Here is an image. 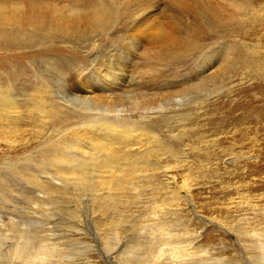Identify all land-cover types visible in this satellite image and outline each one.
<instances>
[{"label": "rangeland", "instance_id": "obj_1", "mask_svg": "<svg viewBox=\"0 0 264 264\" xmlns=\"http://www.w3.org/2000/svg\"><path fill=\"white\" fill-rule=\"evenodd\" d=\"M159 1L41 0L0 18V29L59 40L44 58L22 49L24 71L0 58L1 85L58 97L46 117L0 127V264H264V0ZM102 2L105 26L93 14ZM152 5L174 42L125 56L132 10ZM83 6L86 20H73ZM118 52L137 83L118 90L97 76L92 103L132 112L139 150H121L113 173L68 172L54 142L94 120L58 91L67 57L83 80L103 58L112 72Z\"/></svg>", "mask_w": 264, "mask_h": 264}, {"label": "bare ground", "instance_id": "obj_2", "mask_svg": "<svg viewBox=\"0 0 264 264\" xmlns=\"http://www.w3.org/2000/svg\"><path fill=\"white\" fill-rule=\"evenodd\" d=\"M49 1H51V4L56 2V0ZM40 2L41 0H0V18L4 21H16V9H23L26 7L27 10L29 9L28 6L40 4ZM181 5L184 6L185 4L182 2ZM54 6L57 8L60 6V3ZM155 6L152 5L147 7V9H142L140 12H136V9L132 10L133 13L135 12V17L134 15L132 18L130 16L131 20H133H130L131 23L128 25V30L125 33L126 39L122 44V52H124L125 56H131V54L136 56L139 50H156L158 49L159 45H163L167 42H174L173 32L167 28L158 26V22L152 20ZM97 7L98 8L93 12L94 18L98 21V23L103 24L104 26L109 24L113 19V11L110 10L111 7L104 2L100 3ZM69 10L72 13L71 18L73 20L78 19L80 22H83L86 20L84 13L89 11V7L83 6L82 8H70ZM36 25L37 24H35V26ZM39 25L41 26V24ZM158 29H161L163 32L161 39H159ZM25 33L26 31H21V29L20 31H13L5 28L0 29V58L7 60L5 61L4 65H6L8 69L11 68L18 71H24L22 68V63L20 62L23 60L22 58L25 55V52L24 55L20 52L23 51L22 49L31 51L33 48L37 47L38 49L35 50L32 55L44 58L43 50H45L46 45L54 43V41L58 40L54 36L51 39V36L49 35H42L41 38L33 41L31 40L32 38H29L30 35L28 31L26 34ZM66 51H68V49ZM115 54H118L120 57H122L119 52L112 54V58L117 60L114 62L117 64V67L112 72L109 69L112 67L105 65L106 60L103 58L97 62L92 72L83 80H80V77L76 73L77 70H75V68L77 63H74L73 57H67V63L64 65L65 67H63V70L68 71L65 75V77L68 76V78L63 79V87L62 89H58L59 93L66 96L65 98L67 99V103L71 105L75 104V106L78 107L80 106L84 112H88L93 117L97 116V118H99L93 119L91 116V120H94L93 122L88 124L86 122L84 123L86 125H82L76 127L73 130L71 129L68 132H65L62 135L63 138L60 137V142H54L57 143L55 144V150L53 151L54 153L52 152L55 155L54 158L58 163L65 165L64 169H66L68 172H70V170L75 171V169H83L85 167L92 166L91 169H95V171L98 173H113L115 170L119 169L121 165L120 162L125 157L123 153L129 152L131 154V152H136L139 150L137 148L133 149V147L136 145L130 146L142 136L140 134H136L139 124L134 123L136 121H133L132 119V112L129 113V111H127L128 114H126V110L123 111L122 108H118L113 101L106 106H96L92 103V97L94 94L102 90L101 88L95 86V84L98 82L96 80L97 76L102 79V81H104V85L118 90L125 89L126 86L137 83L131 79V75L129 76L127 67L119 64V61L122 59L117 57ZM56 59L57 58H55L54 61ZM156 77L157 76L154 78ZM4 79H6L5 84H0L1 128H15L16 124L21 119H23V113L28 114L32 118L33 115H39L41 118L46 117V115H48L49 111L52 109L49 107H53L54 103L58 102V97L53 95V93L48 92L47 89L43 90L42 87H40V89H36L37 94L33 95L27 94L28 92L24 93L26 91H14L13 85L15 87V84L12 83L13 80L11 81L10 77ZM0 82H2V80ZM163 86L164 85L161 87ZM35 87H37V85ZM35 87L33 90H35ZM22 95L25 97L24 101L20 100ZM49 99L51 100L48 106ZM65 134L67 135L65 136ZM134 134L136 136L131 139ZM121 150H124L123 153H120ZM62 170L59 171L62 172Z\"/></svg>", "mask_w": 264, "mask_h": 264}]
</instances>
